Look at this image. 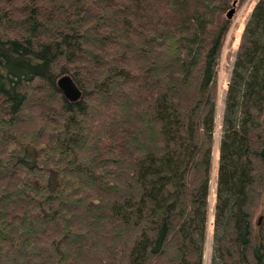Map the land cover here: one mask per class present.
I'll list each match as a JSON object with an SVG mask.
<instances>
[{
	"label": "trees",
	"instance_id": "1",
	"mask_svg": "<svg viewBox=\"0 0 264 264\" xmlns=\"http://www.w3.org/2000/svg\"><path fill=\"white\" fill-rule=\"evenodd\" d=\"M244 1L0 0V264H203ZM218 158L211 263L264 264V0Z\"/></svg>",
	"mask_w": 264,
	"mask_h": 264
},
{
	"label": "rangeland",
	"instance_id": "2",
	"mask_svg": "<svg viewBox=\"0 0 264 264\" xmlns=\"http://www.w3.org/2000/svg\"><path fill=\"white\" fill-rule=\"evenodd\" d=\"M257 1L258 0H245L242 4L235 6L236 9L235 13L231 18H229L231 19V26L223 46L222 56L218 67L219 96H218L217 115H216L215 144L213 150L212 178L210 181V185H211L210 197H209L210 212H209V222L206 233L203 264H212L211 259L213 255V243H214L213 237H214V213H215V184H216V171L219 160L218 158L219 146L222 137V114L224 110L225 95L231 77L234 62L236 59L237 51L241 43L244 27ZM262 212L258 213L257 216L262 215ZM260 221H262V219Z\"/></svg>",
	"mask_w": 264,
	"mask_h": 264
},
{
	"label": "water",
	"instance_id": "3",
	"mask_svg": "<svg viewBox=\"0 0 264 264\" xmlns=\"http://www.w3.org/2000/svg\"><path fill=\"white\" fill-rule=\"evenodd\" d=\"M235 4V2H234ZM235 6H233L227 13L228 18H231L234 13H235ZM59 86L61 87V89L63 90V92L65 94H67L68 96L71 97H76L80 90L78 88V86L76 85V83L74 81H72L71 79L68 78H62L59 80Z\"/></svg>",
	"mask_w": 264,
	"mask_h": 264
}]
</instances>
